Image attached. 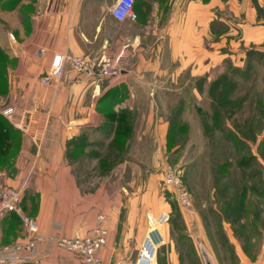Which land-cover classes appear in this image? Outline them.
I'll return each instance as SVG.
<instances>
[{
	"label": "crops",
	"instance_id": "obj_1",
	"mask_svg": "<svg viewBox=\"0 0 264 264\" xmlns=\"http://www.w3.org/2000/svg\"><path fill=\"white\" fill-rule=\"evenodd\" d=\"M116 1L0 0V187L23 190V210L42 235L105 231L103 264H137L154 229L163 240L156 264H187L183 241L203 264L199 213L182 212L184 235L175 238L157 194L165 155L177 148L168 146L171 118L160 95L186 92L183 76L210 81L225 61L264 53V0H136L138 19L125 22L111 14ZM56 54L66 57L64 73L45 85ZM74 56L117 63L120 75L88 78L72 68ZM141 155L151 158L141 165L133 158ZM0 233L6 245L27 235L16 215ZM42 250L31 264H81L55 246Z\"/></svg>",
	"mask_w": 264,
	"mask_h": 264
},
{
	"label": "rangeland",
	"instance_id": "obj_2",
	"mask_svg": "<svg viewBox=\"0 0 264 264\" xmlns=\"http://www.w3.org/2000/svg\"><path fill=\"white\" fill-rule=\"evenodd\" d=\"M246 61L247 58L245 61H242L244 62L242 64L239 61H237L238 64L232 61H225L214 70L210 81L204 77L183 76L179 84L181 83L182 86L185 83L188 84V90L186 92H183L181 95L177 92L160 95L161 102L164 103L160 111L162 113L165 112L170 118L174 117L175 113L178 112L180 105L183 106V110L178 115V119L182 121L179 125L186 127L182 130H179V128L176 129L175 134L178 139L171 142L170 148L173 146L177 148L165 155L164 171L162 170V172L160 170L162 177L157 179V194L164 199L169 207V215L165 216L164 220L169 221L171 228L179 234L177 236L173 233V235H176L174 236L175 238L184 235L185 224L183 222L182 212L187 213L189 211L180 207L172 190L164 184L165 170L167 168L179 169L182 172L184 186L192 198L191 212L197 211L199 213L200 221L204 229L203 242L215 259L216 264H242L241 254L246 255L253 263L264 260V228L258 225L260 224L259 222L257 227L260 230L256 232L252 231V234L250 232L252 236L245 237L243 236V230L242 232H237L236 230L239 228L236 226L234 228L230 223L220 222L219 220V212L215 206L214 188L216 185L214 178L215 156H218L219 153L217 154V151L213 148V144H211V140L214 139L205 134L202 124L203 116L205 114L211 116L213 111V102L209 94L211 84L217 81L218 78L220 79L223 73L227 72L232 66L230 63L241 69L238 73L234 74V79L239 85L234 96L236 98L242 94L248 96L243 114L240 112L235 114L234 119L243 121L245 117L252 118L253 120H257L259 129L261 127L260 125L264 124V120L258 123L260 121L261 109H258L257 112L254 109V105L259 99L264 104V57L255 56L251 63H246ZM244 68H246L245 71ZM243 71L246 73L245 76L243 75ZM179 84L175 86H179ZM191 87L198 88L201 91L198 94ZM181 96L182 98H180ZM262 112L264 113V109H262ZM255 131H258V127ZM173 136L174 134L171 137L173 138ZM247 142L249 143L251 152L256 155L264 170V131L259 134L255 142L253 139H247ZM229 147L232 148L231 143ZM248 156L249 153L247 152ZM133 158L139 160L142 165L151 156L141 155ZM255 164L257 168L258 164L256 161ZM160 172L159 174L161 175ZM258 188L261 189V187ZM258 205L260 211L263 206L261 204ZM249 210L248 212H251ZM259 216L264 219L263 210L259 212ZM238 233L242 236H239ZM182 244L185 245L184 251L187 264H199L197 249H193L191 244L188 246L184 241Z\"/></svg>",
	"mask_w": 264,
	"mask_h": 264
},
{
	"label": "trees",
	"instance_id": "obj_3",
	"mask_svg": "<svg viewBox=\"0 0 264 264\" xmlns=\"http://www.w3.org/2000/svg\"><path fill=\"white\" fill-rule=\"evenodd\" d=\"M255 56L264 57V53L256 50L248 51L246 63H251ZM228 62L231 61L228 60ZM230 64L232 66L227 72L223 73L220 79L218 78L217 81L211 84L209 94L213 102V111L211 116L203 114L202 124L205 134L214 139L211 140V144H213L217 154L219 153L218 156H215L214 176L216 183L214 186L215 206L219 212V220L220 222H228L233 227L236 226L239 228L238 230L235 229L237 232H242L243 230V236L249 237L252 236V231L260 230L257 227L258 222L260 223L258 225L264 228V219L259 216V212L264 211V170L256 155L251 152L247 139H253L255 142L259 134L264 131V124H261L259 129L257 120L249 117L243 118V121L234 119L235 114L239 112L243 114L248 96L245 94L240 95L238 98L234 96L239 87L234 79V74L241 69L232 63ZM1 68H3V58L0 55ZM245 70L246 68H244ZM244 71L243 75L245 76L246 73ZM3 79L4 76L0 75V85L3 83ZM178 109V112L175 113L170 121L169 147L172 141L178 139L175 134L176 129L182 130L186 128L179 125L182 121L178 119L183 106L180 105ZM254 109L256 112L261 109L260 121L258 122L261 123L264 120V113L262 112L264 104L260 99L254 105ZM4 119V114L0 113V120ZM257 127L258 131H255ZM230 143L232 148L229 147ZM0 144L2 143L0 142ZM247 152L249 153L248 157ZM2 159L4 164L8 163L6 158L3 157ZM255 161L258 164L257 168ZM258 187H261V189ZM258 204L263 206L262 208L260 207V211ZM248 210L251 212H248ZM11 215L13 216L14 214ZM239 236L242 235L239 234Z\"/></svg>",
	"mask_w": 264,
	"mask_h": 264
},
{
	"label": "built area",
	"instance_id": "obj_4",
	"mask_svg": "<svg viewBox=\"0 0 264 264\" xmlns=\"http://www.w3.org/2000/svg\"><path fill=\"white\" fill-rule=\"evenodd\" d=\"M135 1L117 0L111 10L112 16L119 22L136 21L138 14L134 9ZM43 53L44 50H40L37 54ZM65 60L66 57L63 54H56L50 70L41 82L47 85L60 79L64 73ZM69 60L76 72L88 78L101 80L119 77L120 75V68L114 62L105 61L101 65H97L86 56H74L70 57ZM0 175H4V173ZM164 184L172 190L180 207L190 212L192 210V198L184 186L182 172L179 169L167 168L164 174ZM23 196L21 189L8 186L0 187V225L6 216L14 214L19 218L27 233L23 241L10 245L3 244L0 233V264H31L40 260L45 255L42 250L43 244L75 254L81 264H103L99 257V251L106 244L105 231L97 230L94 235L84 238L42 235L36 220L28 216L23 210ZM162 242L159 230H152L142 243L137 264H156L158 250Z\"/></svg>",
	"mask_w": 264,
	"mask_h": 264
},
{
	"label": "water",
	"instance_id": "obj_5",
	"mask_svg": "<svg viewBox=\"0 0 264 264\" xmlns=\"http://www.w3.org/2000/svg\"><path fill=\"white\" fill-rule=\"evenodd\" d=\"M199 249L203 260V264H216L212 254L208 251V249L203 243L199 245Z\"/></svg>",
	"mask_w": 264,
	"mask_h": 264
}]
</instances>
